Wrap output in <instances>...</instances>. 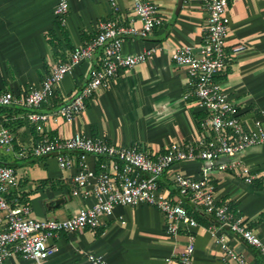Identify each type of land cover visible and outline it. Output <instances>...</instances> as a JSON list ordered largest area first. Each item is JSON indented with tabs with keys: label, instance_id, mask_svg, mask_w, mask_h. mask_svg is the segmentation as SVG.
<instances>
[{
	"label": "crops",
	"instance_id": "crops-1",
	"mask_svg": "<svg viewBox=\"0 0 264 264\" xmlns=\"http://www.w3.org/2000/svg\"><path fill=\"white\" fill-rule=\"evenodd\" d=\"M152 1L159 6L162 24L147 37H127L122 50L137 53L155 44L161 48L149 60L121 69L73 119L48 122L46 129L50 134L100 136L115 144L139 145L151 157L173 142H195L201 136L199 119L206 111L199 103L187 66L176 63L172 51L180 46L197 47L203 41L207 1ZM57 3L58 0H0V93L23 94L32 86L40 85L53 65L65 61L74 47L97 35L99 22L104 19L138 28L142 25L134 13L133 0H70L62 29L54 15ZM228 14V49L237 43L245 44V48L234 56L228 71L218 81L235 100L243 121L251 123L257 118L264 121V0H230ZM51 38H55V45ZM99 58L100 51L58 84L56 95L61 105L75 96ZM26 113L27 109L20 106H6L0 111V126H10L14 134L11 148L0 145V163L17 164L15 170L20 178L17 192L27 195L32 215L61 219L94 204L96 197L91 186L88 195L72 193L70 177L75 168H61L54 155L36 161L18 158L21 145H30L41 135ZM236 158L241 160L238 169L213 168L210 172L217 199H229L235 212L264 241V219L260 218L264 213V145L250 146ZM85 159L96 173L108 162L105 156L91 153ZM206 164L201 159L177 162L165 173L164 179L173 181L177 172L200 177ZM244 167L250 169L252 181H247L242 174ZM110 172L113 174L111 168ZM42 180L47 183L41 185ZM94 181L92 178L91 182ZM161 190L171 196L168 187ZM183 200L185 203L186 198ZM166 224L165 214L156 206L119 204L112 214L99 217L95 229L62 232L50 238L49 242L57 250L46 264H90V254L102 256L106 264H167L169 258L186 246L189 232L195 235L193 264H239L224 257L216 241L217 234L223 235L244 256V264H264L257 248L218 221L214 220L210 226L199 223L189 231L181 228L176 235L167 233ZM4 264L37 263L15 255Z\"/></svg>",
	"mask_w": 264,
	"mask_h": 264
},
{
	"label": "built area",
	"instance_id": "built-area-1",
	"mask_svg": "<svg viewBox=\"0 0 264 264\" xmlns=\"http://www.w3.org/2000/svg\"><path fill=\"white\" fill-rule=\"evenodd\" d=\"M206 1L208 13L203 41L197 47L180 46L172 51L173 60L187 66L199 103L207 112L201 122L203 131L195 142H173L156 157H151L139 145L115 144L103 137L83 133L70 137L50 135L46 129L48 122L73 119L85 110L87 100L100 88L108 86L121 69L149 60L161 48L160 44H155L137 53H124L122 50L127 37H147L162 24L159 6L152 0H133L134 13L142 22L140 28L104 19L99 22L97 35L74 47L65 61L53 65L40 85L32 86L23 94L13 91L0 93V111L6 106L27 108V119L36 124L41 134L36 142L21 145L18 157L54 155L61 168H75L70 177L72 193L88 195L91 186L96 197L94 204L82 207L66 218H37L32 215L29 200L22 199L20 191L16 192L13 200L7 198L10 188H19L20 178L14 167L0 164V264L15 255L46 264L57 250V246L49 242L50 238L62 232L95 229L99 225V217L112 214L119 204L156 206L167 218V233L176 235L181 228L189 231L199 222L188 213L183 198L214 215L221 226L257 248L264 259V241L240 213L231 210L229 199H217L216 185L210 175L213 168L238 169L241 166V160L236 158L238 153L253 145H264V121L259 118L251 123L243 121L235 100L216 78L245 48V44L237 43L228 49L230 0ZM69 10L70 0H58L54 15L64 23ZM99 51H102L100 65L91 69L88 79L71 100L50 112L35 110L56 93L58 84L68 74ZM13 140L10 126H0V145L9 149ZM76 152L78 155L74 156ZM90 153L108 158L99 173L86 163L85 157ZM223 156L230 158L229 161H219ZM195 159L207 163L202 175L193 177L177 172L173 182L179 197L173 199L164 194L159 184L163 175L175 163ZM241 172L247 181H252L248 167ZM92 178L95 180L93 183ZM188 238L186 246L169 258L167 264H193L195 235L189 232ZM216 241L225 258L245 263L244 256L233 249L223 235L217 234ZM88 260L90 264H106V260L96 254H90Z\"/></svg>",
	"mask_w": 264,
	"mask_h": 264
},
{
	"label": "trees",
	"instance_id": "trees-1",
	"mask_svg": "<svg viewBox=\"0 0 264 264\" xmlns=\"http://www.w3.org/2000/svg\"><path fill=\"white\" fill-rule=\"evenodd\" d=\"M59 24L61 26V28L63 29V23L59 20ZM51 43L53 45H55V38L54 39H50ZM100 55H101V51H100ZM64 61V60H63ZM100 64L98 62V64H95L94 67H98ZM226 71H228V67L223 70L222 72H220L219 74L216 75V78L217 80L219 79V77L221 76L222 73H225ZM59 98L57 97L56 93L51 96L50 98H48L47 101H45L38 109H35L36 111H41V112H44V111H48V110H52V109H55L57 107H59L61 105V102H59ZM89 105L88 103V100L86 102V107ZM24 108V107H23ZM25 110L27 108H24ZM207 116V112H205V114L199 119V122L201 123L202 120ZM199 123V125H201ZM201 127V126H200ZM50 135H56V134H50ZM41 137L38 136V140L39 138ZM43 156H36V157H33V156H29V157H18L19 159H26V160H29L31 158H35L34 161L38 160L39 158H41ZM33 160V159H32ZM1 164V163H0ZM7 165H10L14 168H16L17 164L15 163H9ZM101 162L99 163V167L98 169L100 170L101 169ZM166 174L163 175V177L159 180V184H160V188L166 186L170 189V195L172 196L173 199H175L176 197H179V192H178V189L176 187V185L174 184V182L172 180H169V178L166 180V178L164 179V176ZM47 183V180H42L41 181V185L42 184H45ZM16 192H17V189L16 188H10V190L6 193V196L9 200H13L14 197L16 196ZM22 199L26 200L28 199L27 198V195L25 193H22ZM185 206L188 210V213L193 216L200 224H203L205 226H210L213 221H218L216 220L215 216L212 215V214H208L207 212H205L202 208L196 206L192 201H190L188 198H186V202H185ZM230 208L232 211L235 212V209L232 207V205L230 204ZM260 218H263L264 219V213L260 216ZM219 222V221H218Z\"/></svg>",
	"mask_w": 264,
	"mask_h": 264
},
{
	"label": "water",
	"instance_id": "water-1",
	"mask_svg": "<svg viewBox=\"0 0 264 264\" xmlns=\"http://www.w3.org/2000/svg\"><path fill=\"white\" fill-rule=\"evenodd\" d=\"M227 160V157L223 156L219 161Z\"/></svg>",
	"mask_w": 264,
	"mask_h": 264
}]
</instances>
